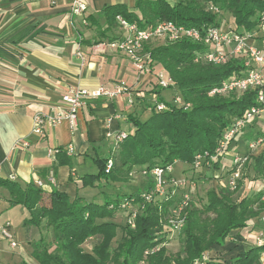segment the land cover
I'll use <instances>...</instances> for the list:
<instances>
[{"label": "trees", "instance_id": "trees-1", "mask_svg": "<svg viewBox=\"0 0 264 264\" xmlns=\"http://www.w3.org/2000/svg\"><path fill=\"white\" fill-rule=\"evenodd\" d=\"M210 6L218 11L211 10ZM221 11H227L233 17L234 29L250 31L257 29L263 21L264 0H177L173 3L167 0H135L133 9L117 3L102 10L107 29L115 23L117 15L139 25L169 20L176 25L200 29L203 26H218L217 14ZM147 47L152 59L173 80L171 87H176L182 102L189 106L165 100L161 96L165 88L155 85L152 93L158 102L165 104V108L158 110L151 102V114L144 121H139L132 113L128 114L126 120L131 121L133 133L117 142L109 156L103 157L92 146L98 172L84 174L80 179L82 187H100L104 182H122L133 167L139 166L136 171H145L147 175L146 186L142 190L121 198L104 193L100 196L103 197L102 203H98L95 196L89 199L77 195L70 198L66 192L58 189L44 195L33 182L21 187L11 179L0 177V187L7 191L9 205L21 204L29 210V217L23 222L26 231L42 223L52 230L53 250L50 251L42 239L43 242L35 250L39 264H140L138 262L142 255L147 257L148 264H259L260 256L264 253V238L228 262L209 260L204 255L212 245H222L232 230L246 227L247 221L257 217L264 206V199L261 200L260 195L233 202L227 186L226 189L221 187L219 192L210 190L201 208L187 202L181 206L179 215L184 221L178 232L184 238L180 251L172 255L164 246H158L164 239L153 234L160 226L159 219L174 217L170 211L179 208L178 203L182 199L170 196V193L151 195L149 171L156 167L165 168L175 161L187 162L194 168L195 158L201 154L204 157L200 168L211 171L213 178L222 158L210 159L207 154L215 153L232 118L242 116L256 102L252 90L229 96L209 94L212 87L245 69L242 58L233 57L219 65L199 60L195 62L196 53L202 52L204 45L190 39L166 40L154 46L148 44ZM57 149L60 150L58 154L65 155L66 149ZM108 160H112V167L105 172ZM59 163H67L71 167L69 158ZM254 168L258 176H263V152L255 156ZM228 173L225 169L224 174ZM165 177L168 175L165 174ZM134 202L144 203L140 212L135 210ZM123 204L130 206L127 216L135 214L134 225L126 221L120 228V238L112 246L119 225L109 219L114 217L115 210L122 209ZM91 238L96 243L91 251L86 252L82 245Z\"/></svg>", "mask_w": 264, "mask_h": 264}, {"label": "crops", "instance_id": "crops-1", "mask_svg": "<svg viewBox=\"0 0 264 264\" xmlns=\"http://www.w3.org/2000/svg\"><path fill=\"white\" fill-rule=\"evenodd\" d=\"M72 0H0V177L11 179L21 187L37 180L43 183L44 195L52 189L91 198L77 183L72 159L91 153L107 132L123 131L120 126L125 114L123 101L131 106L148 109L156 81L152 74L138 72L130 60L118 51L102 48L100 42L120 33H109L102 10L108 5L124 4L133 9L135 0H84L83 16H70ZM83 19L86 21L84 23ZM99 44V45H96ZM81 51V64L75 55ZM125 80L131 91L113 99H89L78 112V125L70 133L66 123L47 127L43 136L31 133L32 117L50 113L61 107V95L69 87L93 89ZM125 114V115H124ZM112 139V138H111ZM26 143L27 145H23ZM71 148L72 153L47 155L48 149ZM71 159V167L66 162ZM53 170L56 183L48 182ZM93 196V195H92ZM0 203L8 202L7 191L0 187ZM30 229V228H29ZM29 231V230H28ZM0 239V264H26L19 255L4 248Z\"/></svg>", "mask_w": 264, "mask_h": 264}, {"label": "built area", "instance_id": "built-area-1", "mask_svg": "<svg viewBox=\"0 0 264 264\" xmlns=\"http://www.w3.org/2000/svg\"><path fill=\"white\" fill-rule=\"evenodd\" d=\"M211 10L217 12L215 7L210 6ZM87 6L84 0H72L69 8L70 16H83ZM263 21L257 28L259 32L264 31V15ZM84 23L86 21L83 19ZM116 25L122 30V33L112 38L111 40L100 42L102 48H106L111 51L122 52L131 62L133 67L138 72L152 73L156 81V85L160 88L168 89L173 85V80L169 74L164 70H157L152 72L154 60L151 57L150 51L147 45L152 39L159 38L161 41H176L180 39H190L192 41L201 42L204 47L202 52H197L194 61H201L208 64L219 65L230 58L240 57L244 61L245 69L239 74H234L229 78L223 80L218 86H214L209 90L210 95H223L229 96L231 94H242L248 91H254L255 93V105L247 108L242 116L233 117L227 128L222 134V138L219 140V144L215 149L214 154H207L210 159L220 160L223 158L228 150V147L233 141L239 137L246 127V123L254 116L260 115L264 112V32L260 34L256 31V34L249 31L240 32L234 29L231 25H228L226 30H221L219 26H203L200 29L194 26L185 27L176 25L172 21L162 20L153 24L139 25L136 22H130L123 16L117 15L115 17ZM262 40V45H258L256 42ZM96 44V45H99ZM75 55L83 64L84 59L80 50L75 52ZM131 85L125 80L113 81L110 85L98 86L93 89L83 87H69L66 92L61 95V107L50 113H36L32 117L31 133L36 136H43L47 127H56L62 123H66L70 133H74L78 125V112L83 108L89 99H113L124 95L126 92L131 91ZM155 94L152 96V106L161 110L165 108V104L158 102ZM128 103H132V100L128 99ZM172 103L177 105H183L188 107V103L182 102L179 96L172 98ZM150 109V107H148ZM127 134L124 131H117L116 133L107 132L106 138H112L117 143L124 139ZM236 141V140H235ZM236 143L234 144V150L236 151ZM264 143V133L255 137L247 145L242 152L236 151L232 156V164L226 168L229 172L227 187L234 190L237 187V182L241 178V169L243 164L252 163L255 160V153L259 145ZM23 145H27L23 143ZM60 151L57 148L48 149L47 155L55 159V154ZM66 153L71 154L72 149L66 148ZM203 155L198 154L194 161V168H199L203 161ZM112 167V160H108L105 166V172H109ZM218 171H221L222 165L220 164ZM172 170V165H168L165 168H153L149 171L152 177H155V186H160L162 178L168 179L169 173ZM217 171V172H218ZM145 173V171H143ZM165 174L168 177H165ZM14 179L13 176L10 177ZM154 181V180H153ZM48 182L51 185H55V173L53 170L48 172ZM184 182L180 181L182 185ZM39 188L43 187V183L40 180L35 182ZM159 192V191H158ZM153 193V192H152ZM163 194L164 192H160ZM148 196L147 198H149ZM186 204V200L183 198L180 201L179 208H175L173 213L174 217L170 219V223L178 231L183 224V218L177 220L181 206ZM123 204L122 207H125ZM127 206V205H126ZM178 212V214H176ZM128 217V216H127ZM135 214L129 215L128 223L133 226V220ZM173 218H175L173 220ZM262 223L264 224V217H262ZM255 242L260 243L263 240V232L257 231L254 234ZM0 237L9 242L11 247H16L17 242L14 240L13 235L9 232V223L6 221L0 226ZM146 254V253H145Z\"/></svg>", "mask_w": 264, "mask_h": 264}, {"label": "rangeland", "instance_id": "rangeland-1", "mask_svg": "<svg viewBox=\"0 0 264 264\" xmlns=\"http://www.w3.org/2000/svg\"><path fill=\"white\" fill-rule=\"evenodd\" d=\"M126 3H129V0H123ZM170 3L176 2L177 0H167ZM204 8V6H203ZM207 8V5H205ZM218 26L221 30H226L228 25L233 26V17L227 11H221L217 14ZM256 31L259 32V29L256 28L250 30V33L256 34ZM122 33V30L116 25V27L111 28L109 33L118 34ZM264 31L261 30L259 33L262 34ZM163 42L159 38L152 39L149 43L150 46H154L156 43ZM258 45H262V40L256 42ZM155 66L152 68L153 71L162 70V66L154 60ZM165 70V69H164ZM264 73V71H263ZM148 74V73H147ZM152 74V73H150ZM154 77V74H152ZM155 79V78H154ZM180 98L179 91L172 87L168 89H164L161 91V96L172 102V98H174L177 94ZM116 97L118 100L120 98ZM152 102V101H151ZM123 109L124 113H131L132 110H136L137 119L139 121H144L146 118L150 116V111L147 109H143L142 107L134 108L130 103L123 101ZM124 114V115H125ZM121 129L126 133H133L134 127L131 121L122 120L120 122ZM264 133V112H262L258 116H254L247 123L246 127L243 129V132L239 135L235 140L236 143V151L242 152L245 149V145H247L251 140L255 139L256 136ZM233 141L235 143L236 141ZM231 143L228 147L226 155L220 160L222 165L221 171H215L214 177H211L212 172L207 169L200 168L197 172H193L198 168H191L190 164L183 161H175L172 165V170H170V177L168 179L162 178L163 180L160 183V186H155V177L150 176L152 179V189L153 193L151 195L155 196H164L166 193H170V196L183 198V200L189 203L191 206L196 208H201L203 204L206 202L207 197L206 194L210 190H215L219 192L220 188L223 187L226 189L227 182L229 176L224 174V170L227 166L232 164L231 158L234 156L236 151L234 150V144ZM116 144L111 138L104 139L98 145H95L96 150L104 157L106 155L109 156L110 150H115ZM117 150V149H116ZM264 153V143L258 146L255 156L259 153ZM96 157L95 151L91 148V153L81 159H76L74 157L72 161L74 162V169L76 170V175L78 178L77 183H81V176L84 174H96L98 172V165L94 161ZM139 169V166H135L132 168L130 173L126 175V178L123 179L122 182H104L100 187H86L83 188V191H88L91 196H95V201L98 203H102L104 193L109 194L110 196H119L120 198L123 195L131 194L140 191L146 186L147 175L143 172H138L136 170ZM241 180L238 182L237 188L231 190L228 187V190L231 191L230 199L233 202H239L243 197H251L257 198L260 195V199H264V172L263 176H258L255 173L254 162L248 164L245 163L241 169ZM56 179V178H55ZM154 180V181H153ZM180 181L184 183L182 185L179 184ZM159 191V192H158ZM160 192H164L161 194ZM2 198H0L1 202ZM135 203V210L139 211L142 209L144 203L139 204V202ZM180 205V203H178ZM130 209L129 204L125 207H122L121 210H115L114 217L109 219L110 221L116 222L119 225V229H117L116 238L112 242V246H115L116 240L120 238L121 232L120 228L128 221L129 215L128 210ZM172 209L171 214L173 213ZM177 211L176 214H178ZM29 217V210L21 204H16L10 206L9 203L5 205V203H0V226L3 225L6 221L9 223V232L13 235L14 240L20 244V247L16 249H11L9 252L14 253V256L19 255L20 259H24L26 264H39V260L37 254L35 252L39 243L43 241L49 247V250L52 251L54 248V239L51 228H46L43 226V223L36 227L31 226L29 231L23 226V222L26 218ZM262 217H264V206L260 212V214L247 221L246 227L234 229L229 235L225 238L224 243L222 245H212L209 251L204 253L206 259L209 260H221V261H230L235 258L239 254H241L244 250L248 249L250 246L254 245L255 242V232L262 231L264 238V224L262 223ZM166 218V216H165ZM183 217H179L177 220H181ZM171 218L167 219H159L160 226H158L157 230L153 233L154 236H161L164 238L158 246H164L168 254H175L180 251L183 247V235L178 232L174 226L169 222ZM175 218H173L174 220ZM134 220V219H132ZM184 221V218H183ZM0 239H2L0 237ZM43 241H42V240ZM156 239V238H155ZM4 248L7 249L8 242L3 239ZM96 243L94 238L86 240L82 248L84 251H91L93 245ZM140 264H148V259L146 256L142 255V258L139 260ZM259 264H264V253L261 254L259 259Z\"/></svg>", "mask_w": 264, "mask_h": 264}]
</instances>
